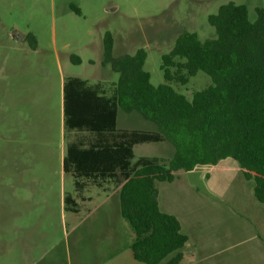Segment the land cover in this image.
<instances>
[{"label": "trees", "instance_id": "16d2710c", "mask_svg": "<svg viewBox=\"0 0 264 264\" xmlns=\"http://www.w3.org/2000/svg\"><path fill=\"white\" fill-rule=\"evenodd\" d=\"M207 19L214 37L201 40L194 31H182L161 54L164 82H151L144 48L114 57L110 32L102 41L103 62L118 73L112 97L100 95L98 84L88 85L77 77L63 82L65 125L87 126L91 120L92 129L113 139L112 145L97 149L67 147L63 172L73 178L76 193L88 181L101 185L108 180L118 186L119 211L133 232L129 253L145 264H180L191 258L181 250L189 242L178 219L158 206L156 181H172L178 170L231 157L244 178L253 181L254 196L264 204V8H257L250 21L245 4L228 1ZM26 37L34 47V36ZM199 70L210 76L211 84L191 98L170 85L187 83ZM74 93L96 97L95 125L86 113L74 112ZM119 108L138 113L154 128H117ZM162 141L173 147L170 158L135 157V144ZM89 153L92 169L87 167ZM64 203L65 210L78 211L71 194L64 196Z\"/></svg>", "mask_w": 264, "mask_h": 264}, {"label": "rangeland", "instance_id": "374dc122", "mask_svg": "<svg viewBox=\"0 0 264 264\" xmlns=\"http://www.w3.org/2000/svg\"><path fill=\"white\" fill-rule=\"evenodd\" d=\"M228 1L245 4L250 21L257 8H264V0H0V19L36 32L48 49L51 71L56 51L63 61L68 53L78 54L82 42L93 47L110 32L114 57L133 54L139 47L147 51L145 67L157 84L164 82L161 54L170 50L176 36L194 31L201 40L214 37L207 17ZM83 67L86 63L72 69L81 72ZM8 71L0 65V264H145L129 255L133 232L120 214L116 184L108 181L99 190L82 191L90 195L89 201L73 189L78 211L72 214L65 203L63 209L62 194L67 192L55 158L46 163L48 169L28 166L20 153L26 110L11 107ZM209 84L210 76L201 70L185 84L170 82L188 98ZM126 113L118 109V126L127 120Z\"/></svg>", "mask_w": 264, "mask_h": 264}, {"label": "crops", "instance_id": "0c3cea01", "mask_svg": "<svg viewBox=\"0 0 264 264\" xmlns=\"http://www.w3.org/2000/svg\"><path fill=\"white\" fill-rule=\"evenodd\" d=\"M28 33L35 38L34 47L26 37ZM102 39L103 36H100L93 47L88 41L82 42L78 46V54L68 53L63 61L56 51L54 69L51 71L48 49L40 44L36 32L30 27L21 29L10 26L0 19V65L9 70L11 107L26 110L21 135L25 146L20 153L27 159L28 166L36 169H48L46 163L55 158L56 167L62 169L63 193L71 194L74 189L73 178L63 172L67 147L97 149L99 145H112L113 142L112 135L108 138L107 132L99 134L92 129L89 126L91 120L87 126L67 127L64 119L63 82L66 77L80 78L88 85L98 84L100 95H113L118 76L115 78V71L110 64L103 62ZM114 46L113 40L112 53ZM89 52L93 53L92 58L86 55ZM23 62L26 63L24 68L21 67ZM85 63L86 67L81 72L73 71L74 66H83ZM63 65L69 69L67 72L63 71ZM78 94H73L74 112L86 113L95 125L99 113L95 107L96 97ZM81 104L88 108H82L81 111L77 108ZM126 114L127 120L118 126L117 111V128H154L138 113ZM129 117L132 119L128 120ZM169 144L166 141L138 143L134 145L133 152L135 157L167 159L174 151ZM87 167L92 169L90 153ZM93 169H97L96 163ZM104 184H108V180L101 185L88 181L82 191L90 188L99 190ZM155 184L160 210L174 215L180 223L181 232L188 238V246L181 250L191 254V258L180 264H264V204L254 196L253 181L244 178L235 159L225 157L215 164L196 165L187 171L178 170L172 181H156ZM82 191L78 198L85 201L92 199L90 195L82 194ZM62 201L64 209L63 194Z\"/></svg>", "mask_w": 264, "mask_h": 264}, {"label": "water", "instance_id": "95a60500", "mask_svg": "<svg viewBox=\"0 0 264 264\" xmlns=\"http://www.w3.org/2000/svg\"><path fill=\"white\" fill-rule=\"evenodd\" d=\"M113 9H115V8H109V10H113Z\"/></svg>", "mask_w": 264, "mask_h": 264}]
</instances>
